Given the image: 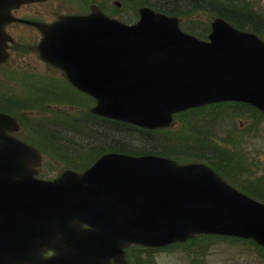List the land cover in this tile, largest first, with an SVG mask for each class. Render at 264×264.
<instances>
[{
  "label": "water",
  "instance_id": "95a60500",
  "mask_svg": "<svg viewBox=\"0 0 264 264\" xmlns=\"http://www.w3.org/2000/svg\"><path fill=\"white\" fill-rule=\"evenodd\" d=\"M25 1L0 0V47L10 9ZM141 14L134 25L102 13L61 17L44 28L41 55L97 98L93 112L149 128L221 100L264 110V41L257 35L217 18L208 42L183 33L175 17L148 8ZM32 159L26 147H0V168L7 174L22 165L23 171L14 187L2 175L1 192L26 191L29 209L40 210L43 250H56L25 264H112L111 258L121 264L130 242L163 245L196 232L249 237L264 246V203L208 165L112 152L83 173L66 170L54 180H37ZM27 215L33 220V212ZM6 256L0 252V264L10 263L3 262Z\"/></svg>",
  "mask_w": 264,
  "mask_h": 264
},
{
  "label": "rangeland",
  "instance_id": "374dc122",
  "mask_svg": "<svg viewBox=\"0 0 264 264\" xmlns=\"http://www.w3.org/2000/svg\"><path fill=\"white\" fill-rule=\"evenodd\" d=\"M65 1V0H64ZM71 1V0H70ZM112 2L115 0H111ZM127 0H121L122 6L126 4ZM143 0H136L137 4L142 2ZM239 0L234 1L235 4ZM254 5L255 12H259L264 15V0H250ZM52 1L44 2L39 4L41 7L39 8H48L52 7ZM250 5V4H248ZM252 5V6H253ZM55 6V5H54ZM63 7L69 8L70 4L65 3L62 4ZM28 9L37 10V8L30 7ZM118 18L123 21H133L134 11L133 9H128L127 7H122V9L117 13ZM214 16V11L209 9L199 10L196 15L194 13L193 18H185V25H198L200 29L210 23ZM192 20V21H188ZM25 33L24 30L20 31V34ZM25 46H21V48H26L29 53L26 55H20L19 57L12 58L11 63L6 68V72H2L0 75V94H2L5 90V94L0 95H11V96H31L34 97L35 94L40 93L41 95H50L59 93L65 94L64 90L67 88H63L62 86H54L49 85L44 82L56 81L52 79L48 75H40L46 73H53L51 71L50 65L44 63L40 58L37 57V52L35 51V45L37 41L29 37V39H24L21 37ZM27 42V43H26ZM25 52V53H26ZM24 53V54H25ZM60 75H63L61 71L56 73L53 77L59 78ZM47 78V79H45ZM43 85L49 86L54 89V91H49L48 88H42L38 85L39 81ZM45 93H43V91ZM29 91V93H27ZM76 96L75 93H73ZM81 96V95H80ZM58 97V98H56ZM52 97L53 99L50 101L51 104H45L42 118H49L48 122V131H53L55 136V141L59 145V148L64 151V155L66 154L72 156L75 153V143L82 144L85 142H89L93 138H83L78 137L77 131L74 129V125L67 122L65 124H59L53 120V117L57 115V111L60 112L63 116H66L70 121H74L77 118L78 113L81 115H85L89 113V107L92 103H89L88 100H84L79 98L75 101L78 104V111L74 107L71 106V103L65 101L62 97L56 96ZM62 101V102H59ZM87 101L89 104H87ZM85 102V103H84ZM77 107V105L75 106ZM211 112L215 111L213 108H210ZM206 112V109L203 110ZM28 114V112H27ZM29 116H32L28 114ZM80 115V116H81ZM192 115V116H191ZM195 113H184L180 116H177L175 122L168 128H166L167 132L173 133H181L189 136H193V126L192 124L196 122ZM63 122H65L63 120ZM105 126V125H104ZM109 125H106V128ZM32 128H35L32 126ZM206 133L210 136L213 134L210 131V126H205ZM77 129L80 131L82 129L81 125L77 126ZM179 129V131H178ZM217 132L220 134V140H216L217 144H222L221 147L227 148L229 151L234 150L239 157H241L240 161H233L229 164L231 169L229 171H224V176L227 177L231 183L237 184L239 188L244 189L246 185L249 183V179H262L264 180V118L263 117H254L252 118L250 115L246 117H229L228 121L225 123L224 128L221 129L219 126L215 127ZM34 132V131H33ZM59 134L63 139L59 138ZM83 135V134H82ZM240 140V144L233 140ZM53 141V140H52ZM44 141L40 142V146ZM54 143V141H53ZM68 146L72 152L66 151L64 147ZM241 148V149H240ZM44 163L42 165V175L45 178L51 179L60 174L62 170L67 168L68 164L61 159L55 158L49 152H44ZM86 163H82L81 166H84ZM237 170L234 172L232 171ZM249 173L251 176L245 177L244 175ZM263 185L261 190L264 191V182L261 181ZM134 249H137L135 247ZM203 249H206V264H264V258L261 257V253L259 249L255 245L250 243H243L239 241L233 242V240H223L218 239L216 241L205 242ZM153 254H149L153 257L154 264H188L187 254L185 252L184 247L177 245L170 248H162L152 252ZM144 255H148L146 252ZM132 264H135L132 262Z\"/></svg>",
  "mask_w": 264,
  "mask_h": 264
},
{
  "label": "trees",
  "instance_id": "16d2710c",
  "mask_svg": "<svg viewBox=\"0 0 264 264\" xmlns=\"http://www.w3.org/2000/svg\"><path fill=\"white\" fill-rule=\"evenodd\" d=\"M235 0H169L164 3L163 0L158 1L156 6L163 11L174 14H191L197 8L209 9L219 15L233 21L240 27H250L259 33L264 34V15L251 9L242 10L235 6ZM239 6V5H238ZM241 7V6H240ZM205 34L206 31H201ZM210 108H213L211 112ZM206 109V112L203 111ZM246 110L240 108V104L236 102H223L208 105L206 107L195 108L185 113H195L196 122L192 124L193 136L183 135L181 133L167 132L164 130L151 131L139 129L128 124H122L114 131L106 128L103 122H91L83 125L84 132L90 133L93 140L86 146L88 156L85 161L91 162L106 150H119L133 153H158L164 155H174L177 150V156L185 159L205 160L213 165L218 171L224 174L229 171L231 162L240 161L241 157L234 150L229 151L222 144H217L216 140H220V134L215 127L223 129L229 117L242 116ZM192 116V115H191ZM210 126L213 136L206 133L205 126ZM112 126V125H111ZM87 128V129H85ZM120 130L121 136L115 133ZM179 130V129H178ZM240 144L237 138L233 140ZM175 149V150H174ZM241 149V148H240ZM175 156V155H174ZM70 162L75 163V161ZM234 169L232 168V171ZM237 170H234L236 172ZM245 177L251 176L249 173ZM247 189L253 195L264 200V191L262 179H249ZM140 255V254H139Z\"/></svg>",
  "mask_w": 264,
  "mask_h": 264
},
{
  "label": "flooded vegetation",
  "instance_id": "af4514ba",
  "mask_svg": "<svg viewBox=\"0 0 264 264\" xmlns=\"http://www.w3.org/2000/svg\"><path fill=\"white\" fill-rule=\"evenodd\" d=\"M48 1H52V0L32 1V2L21 4L20 6L13 8L12 14L15 17L21 18L23 20L52 22L56 20L61 14L85 13L82 9L67 10L68 8H65L62 6L64 0H54V2L52 3V7L50 9L39 8L41 7L39 4L48 2ZM29 6L37 8V10L28 9ZM5 30L12 37V40L9 42V46H8L9 59L7 60V62L0 64V67H3L8 62H11L12 58H16L22 54L26 55L27 53H29V50L28 52H26L27 51L26 48H21V46H25L23 43H21V42H24L21 37H23L24 39H29V37H31L32 39L37 41L35 45V51L37 52L36 46L38 42L40 41V39L42 38V33L36 24H32L26 21L14 20L5 25ZM21 30H24L25 33L20 34ZM19 39L21 42H19ZM37 57H38V53H37ZM49 67H51V70L55 69L52 66H49ZM32 99H33L32 97H25V96H19V97L2 96L0 97V111L14 116L20 124V128L18 130L10 131L9 133L23 140H27L26 134H25V126L23 125V122H25V119L29 116L28 114L30 115L35 114L34 116L35 119H37L38 116L42 115L41 104L38 103V105H36V102ZM21 102H27L28 105H20ZM10 127L11 125H8V129ZM40 173H41V170L39 168V175ZM0 204H3V203H0ZM4 210L5 208H0V221L5 220V218L1 215V213ZM8 210L11 212L10 208ZM3 227H4V224L0 223V230ZM2 237L6 239V244H8L9 246L10 245L14 246L18 243L22 245L21 243L23 241L22 238H24V244H26V230H24V232L19 230L18 232L17 229H15L14 232L12 233L9 232L7 234H2L0 232V242L2 241Z\"/></svg>",
  "mask_w": 264,
  "mask_h": 264
}]
</instances>
